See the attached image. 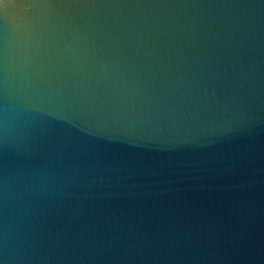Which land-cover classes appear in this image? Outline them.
Masks as SVG:
<instances>
[{"label":"water","instance_id":"95a60500","mask_svg":"<svg viewBox=\"0 0 264 264\" xmlns=\"http://www.w3.org/2000/svg\"><path fill=\"white\" fill-rule=\"evenodd\" d=\"M0 264H264V0H0Z\"/></svg>","mask_w":264,"mask_h":264}]
</instances>
